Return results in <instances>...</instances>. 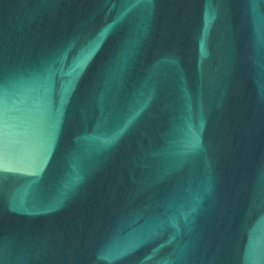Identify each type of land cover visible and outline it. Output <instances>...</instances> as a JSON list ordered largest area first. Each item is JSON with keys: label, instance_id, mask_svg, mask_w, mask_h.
Wrapping results in <instances>:
<instances>
[{"label": "water", "instance_id": "water-1", "mask_svg": "<svg viewBox=\"0 0 264 264\" xmlns=\"http://www.w3.org/2000/svg\"><path fill=\"white\" fill-rule=\"evenodd\" d=\"M0 264H264V0H0Z\"/></svg>", "mask_w": 264, "mask_h": 264}]
</instances>
